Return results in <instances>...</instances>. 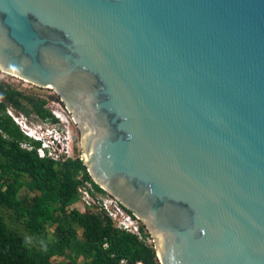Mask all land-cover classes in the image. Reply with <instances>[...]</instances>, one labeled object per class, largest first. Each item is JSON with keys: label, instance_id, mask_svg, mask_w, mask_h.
I'll return each mask as SVG.
<instances>
[{"label": "water", "instance_id": "water-1", "mask_svg": "<svg viewBox=\"0 0 264 264\" xmlns=\"http://www.w3.org/2000/svg\"><path fill=\"white\" fill-rule=\"evenodd\" d=\"M0 71L61 98L162 264H264V0H0Z\"/></svg>", "mask_w": 264, "mask_h": 264}, {"label": "trees", "instance_id": "trees-1", "mask_svg": "<svg viewBox=\"0 0 264 264\" xmlns=\"http://www.w3.org/2000/svg\"><path fill=\"white\" fill-rule=\"evenodd\" d=\"M0 98V264H158L153 248L118 230L108 216L94 207L84 214L74 209L86 183L96 194H108L83 161L40 159V144L24 136L8 114L13 109L58 124L48 106L61 99L30 96L1 81Z\"/></svg>", "mask_w": 264, "mask_h": 264}, {"label": "built area", "instance_id": "built-area-1", "mask_svg": "<svg viewBox=\"0 0 264 264\" xmlns=\"http://www.w3.org/2000/svg\"><path fill=\"white\" fill-rule=\"evenodd\" d=\"M0 81H3L1 76ZM53 104L60 106V103L50 102L48 106V109L53 111V114L59 120V122L58 124L45 123L43 125L47 127V129L45 130L40 128V131H33L31 129L32 127H30L32 122H30L29 119L24 115L18 114L13 109H10L8 114L20 127L21 132L24 134V136H26L27 138H31L35 143L40 144V147L36 149L40 159L51 160L56 163H64L69 160L82 161V147L78 149V147L76 146L77 136L75 139L72 138V134L70 132L71 126H76L74 118L70 115V112L66 108V115L57 113L51 108ZM24 149L33 151V148L28 145H24ZM77 150L80 151V155L77 154ZM79 193L82 201L88 207H94V211L98 212L101 215L108 216L110 219H112L114 226L118 230L136 236L139 241L155 250L153 239L146 231V229L143 228L140 220L133 214H129L117 199L110 195L104 196L96 194L91 184L88 183H86L80 189ZM93 198L95 199V203L92 202ZM105 247L107 248L108 245L106 244ZM157 262L158 264H162L158 254ZM122 264H126V261L123 260Z\"/></svg>", "mask_w": 264, "mask_h": 264}, {"label": "rangeland", "instance_id": "rangeland-1", "mask_svg": "<svg viewBox=\"0 0 264 264\" xmlns=\"http://www.w3.org/2000/svg\"><path fill=\"white\" fill-rule=\"evenodd\" d=\"M0 76L4 80V82H6L7 84H10L11 86H13V88L17 89L18 91L26 93L27 95L39 96V97L45 98V99H50L51 97L56 95L53 90H45V89H40L38 87H34L28 83H23L18 79L4 76L3 73H0ZM0 101L2 102V99H0ZM54 102L58 103V101H54ZM51 108L61 115H66L65 114V107H63V105H61V104H60V106L53 104ZM26 118H28V117H26ZM28 119L30 122H32L30 127H32L31 129L33 131H39L40 128H42L43 130L47 129L46 126H43L44 125L43 122L39 121L37 118L32 117V118H28ZM70 132L72 134V138L75 139L77 136L76 146L78 147V149H80V147H82V143H81V134H79L78 127L72 125L70 128ZM77 154L80 155V151L77 150ZM84 206L85 205H83L82 203H79L74 208L75 209L78 208L81 213H85L86 208L84 209ZM95 213L99 214L96 211H95ZM63 261H64L63 259L58 260V262H63Z\"/></svg>", "mask_w": 264, "mask_h": 264}, {"label": "flooded vegetation", "instance_id": "flooded-vegetation-1", "mask_svg": "<svg viewBox=\"0 0 264 264\" xmlns=\"http://www.w3.org/2000/svg\"><path fill=\"white\" fill-rule=\"evenodd\" d=\"M0 73H3V72H0ZM5 76H7V77H11V78H15V79H18V80H20L21 82H23V83H27V82H25L24 80H21V79H19V78H17V77H14V76H11V75H9V74H6V73H3ZM2 82H4V80L2 81ZM5 84H7L6 82H4ZM28 84H30V83H28ZM7 85H10V84H7ZM30 85H32V84H30ZM11 86V85H10ZM32 86H34V85H32ZM13 87V86H12ZM34 87H36V86H34ZM19 92H21V91H19ZM56 94V93H55ZM55 96H58L57 94L55 95ZM59 97V96H58ZM60 98V97H59ZM1 99V98H0ZM61 99V98H60ZM50 102H52V101H50ZM58 103H60V104H62L63 105V107H65L66 108V106L64 105V103L62 102V100H61V102H59L58 101ZM67 109V108H66ZM68 110V109H67ZM69 111V110H68ZM70 115H71V113H70ZM72 116V115H71ZM73 117V116H72ZM79 131V130H78ZM79 134H80V131H79Z\"/></svg>", "mask_w": 264, "mask_h": 264}, {"label": "clouds", "instance_id": "clouds-1", "mask_svg": "<svg viewBox=\"0 0 264 264\" xmlns=\"http://www.w3.org/2000/svg\"><path fill=\"white\" fill-rule=\"evenodd\" d=\"M12 118V117H11ZM14 120V119H13ZM43 124H45V122H43ZM40 131V130H39ZM28 139H30L31 141H33L34 142V140L33 139H31V138H28ZM109 195V194H108ZM94 199V198H93ZM95 200V199H94ZM80 203H82L83 205H85L84 206V209L86 208V211H87V209L88 208H91V207H88L82 200L80 201ZM75 209V208H74ZM78 211H79V209L78 208H76ZM86 211H85V213H86ZM80 212V211H79ZM82 214H84V213H82Z\"/></svg>", "mask_w": 264, "mask_h": 264}, {"label": "bare ground", "instance_id": "bare-ground-1", "mask_svg": "<svg viewBox=\"0 0 264 264\" xmlns=\"http://www.w3.org/2000/svg\"><path fill=\"white\" fill-rule=\"evenodd\" d=\"M1 72V71H0Z\"/></svg>", "mask_w": 264, "mask_h": 264}]
</instances>
